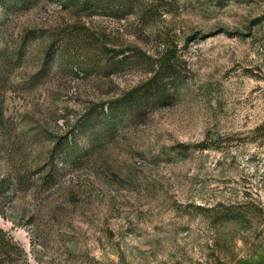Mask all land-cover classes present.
Wrapping results in <instances>:
<instances>
[{"label":"rangeland","instance_id":"rangeland-1","mask_svg":"<svg viewBox=\"0 0 264 264\" xmlns=\"http://www.w3.org/2000/svg\"><path fill=\"white\" fill-rule=\"evenodd\" d=\"M263 121L264 0H0V264H264Z\"/></svg>","mask_w":264,"mask_h":264},{"label":"trees","instance_id":"trees-1","mask_svg":"<svg viewBox=\"0 0 264 264\" xmlns=\"http://www.w3.org/2000/svg\"><path fill=\"white\" fill-rule=\"evenodd\" d=\"M107 52H113L118 55V53L122 52V50H115L110 48L104 49ZM176 56V50L167 49L165 54L158 60V62L155 64V70L153 71V74L148 77L145 81L139 85V87H136L135 89H131L128 93L125 95L119 97L118 99H115L112 102H107L106 111L101 110V114L103 117V123L102 125H108L111 120L114 117L115 110L124 107L129 108V113H134L138 111L140 108V104L143 98L144 92H149L154 90L155 87H153L154 82L162 76H165L166 72L171 69V61ZM141 89V90H140ZM86 119L93 121L92 116H86ZM85 119V120H86ZM257 131H260L262 136H264V121L256 127ZM78 129L77 127H70L68 129V135L64 137L62 141H59L57 144H55L52 148V153H63L65 155H70L79 157L81 156L82 152L86 151V148L90 145H84L80 151L78 150L79 147L75 144V142L72 140L74 137V134L77 133ZM102 131V130H101ZM105 131H103L104 134ZM88 143V142H87Z\"/></svg>","mask_w":264,"mask_h":264}]
</instances>
